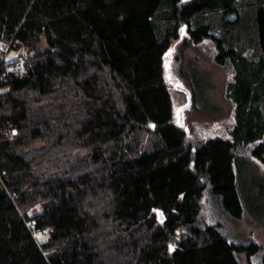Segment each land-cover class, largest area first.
I'll return each instance as SVG.
<instances>
[{"label": "trees", "instance_id": "1", "mask_svg": "<svg viewBox=\"0 0 264 264\" xmlns=\"http://www.w3.org/2000/svg\"><path fill=\"white\" fill-rule=\"evenodd\" d=\"M239 6L0 0V264H240L241 251L264 264L260 245L224 238L202 205L208 192L241 215L238 148L257 142L264 167V2L261 54L195 20ZM204 40L230 70V138H196L172 109L170 68Z\"/></svg>", "mask_w": 264, "mask_h": 264}, {"label": "rangeland", "instance_id": "2", "mask_svg": "<svg viewBox=\"0 0 264 264\" xmlns=\"http://www.w3.org/2000/svg\"><path fill=\"white\" fill-rule=\"evenodd\" d=\"M239 2V17L230 16L224 21L219 10H216L203 12L195 20L197 23L210 25L213 34L217 36L234 39L242 49L250 48L256 54H261L254 18L259 4L264 0ZM196 22L192 19V26ZM173 43H176L174 45L177 48L180 46V42ZM183 50L181 63L170 68L168 77L172 109L176 118L181 110L179 125L196 138L207 139L213 136L230 138L233 102L226 96L230 70L214 61L215 48L209 40L190 45ZM173 54L174 49L171 48L166 58L171 59ZM20 55V52H8L6 57L12 60L19 58ZM22 64L23 61L17 64L19 70L23 69ZM185 90L190 92L189 104ZM256 144L257 142L248 144L236 150L234 171L241 195V215L233 217L226 214L220 206L219 198L208 192L202 198V205L210 220L220 224L219 228L224 238L241 245L258 244L264 250V167L250 154V150ZM234 255L240 264H248L246 251L235 252ZM252 258L256 260L258 256L253 255Z\"/></svg>", "mask_w": 264, "mask_h": 264}, {"label": "water", "instance_id": "3", "mask_svg": "<svg viewBox=\"0 0 264 264\" xmlns=\"http://www.w3.org/2000/svg\"><path fill=\"white\" fill-rule=\"evenodd\" d=\"M181 36H182V34H181ZM176 87L178 89H180V90H183L182 88H180L178 86H176ZM185 92H186V95H187V104H189V102H190V92L188 90H185ZM178 115H179L178 121H181V110H179Z\"/></svg>", "mask_w": 264, "mask_h": 264}, {"label": "snow or ice", "instance_id": "4", "mask_svg": "<svg viewBox=\"0 0 264 264\" xmlns=\"http://www.w3.org/2000/svg\"><path fill=\"white\" fill-rule=\"evenodd\" d=\"M171 247V246H170Z\"/></svg>", "mask_w": 264, "mask_h": 264}]
</instances>
